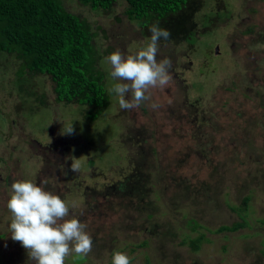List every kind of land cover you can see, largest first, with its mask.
<instances>
[{"label":"rangeland","instance_id":"1","mask_svg":"<svg viewBox=\"0 0 264 264\" xmlns=\"http://www.w3.org/2000/svg\"><path fill=\"white\" fill-rule=\"evenodd\" d=\"M62 3L95 34L109 106L89 122L55 100L48 76L0 52V264H34L9 232L17 180L78 205L69 218L87 224L93 248L65 264H111L116 251L131 264H264V0H191L145 26L126 18L125 0L106 13ZM155 23L171 32L157 59H171L172 81L153 90L158 109L122 110L105 58L138 52ZM189 238H203L197 251Z\"/></svg>","mask_w":264,"mask_h":264},{"label":"trees","instance_id":"2","mask_svg":"<svg viewBox=\"0 0 264 264\" xmlns=\"http://www.w3.org/2000/svg\"><path fill=\"white\" fill-rule=\"evenodd\" d=\"M64 0H0V52L14 53L30 72L46 75L58 103L79 105L89 122L109 106V94L99 71L95 34L80 16L66 10ZM95 12H109L117 0H76ZM191 0H125L124 15L145 26L181 11ZM118 189L134 192L139 187ZM245 225L222 226L217 233L235 232ZM203 238L184 239L197 251ZM84 260L78 258L77 262Z\"/></svg>","mask_w":264,"mask_h":264},{"label":"clouds","instance_id":"3","mask_svg":"<svg viewBox=\"0 0 264 264\" xmlns=\"http://www.w3.org/2000/svg\"><path fill=\"white\" fill-rule=\"evenodd\" d=\"M148 31L150 42L135 54L125 57L116 50L105 58L111 66V78L120 81L109 92L118 97L122 110H134L145 103L152 110L158 109L161 105L153 100V90L164 89L172 81L171 59H157L159 42L169 40L171 32L159 23L152 24ZM73 132L72 124L63 131L69 135ZM80 169V163L72 160L69 170L79 173ZM6 207L11 214V239L21 244L34 264H65L69 256L82 259L92 252L93 239L86 231L87 224L74 214L69 218L78 205L45 190L43 185L30 180L14 181ZM131 262L132 258L124 252L112 254L111 264Z\"/></svg>","mask_w":264,"mask_h":264}]
</instances>
